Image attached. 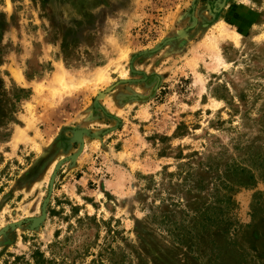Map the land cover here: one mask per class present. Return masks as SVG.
Masks as SVG:
<instances>
[{
    "label": "rangeland",
    "instance_id": "rangeland-1",
    "mask_svg": "<svg viewBox=\"0 0 264 264\" xmlns=\"http://www.w3.org/2000/svg\"><path fill=\"white\" fill-rule=\"evenodd\" d=\"M0 264H264V0H0Z\"/></svg>",
    "mask_w": 264,
    "mask_h": 264
},
{
    "label": "trees",
    "instance_id": "trees-1",
    "mask_svg": "<svg viewBox=\"0 0 264 264\" xmlns=\"http://www.w3.org/2000/svg\"><path fill=\"white\" fill-rule=\"evenodd\" d=\"M29 93H30L29 90H25L22 88H14L12 91V100H14L15 102H19L20 100L26 99L29 96ZM12 107H13V105H12ZM242 173H244V172L242 171ZM252 179H253L252 176H248L247 180H245L246 182H241L239 185L241 187L248 186L249 181H252Z\"/></svg>",
    "mask_w": 264,
    "mask_h": 264
},
{
    "label": "water",
    "instance_id": "water-1",
    "mask_svg": "<svg viewBox=\"0 0 264 264\" xmlns=\"http://www.w3.org/2000/svg\"><path fill=\"white\" fill-rule=\"evenodd\" d=\"M74 136H75L77 139H81V131H77V132H75V133H74ZM50 183H51V182H50ZM42 218H43V215H42L40 218L35 219V220L33 221V223H34V224H38L39 222H41Z\"/></svg>",
    "mask_w": 264,
    "mask_h": 264
},
{
    "label": "bare ground",
    "instance_id": "bare-ground-1",
    "mask_svg": "<svg viewBox=\"0 0 264 264\" xmlns=\"http://www.w3.org/2000/svg\"><path fill=\"white\" fill-rule=\"evenodd\" d=\"M61 77V76H60ZM61 82V81H60Z\"/></svg>",
    "mask_w": 264,
    "mask_h": 264
}]
</instances>
